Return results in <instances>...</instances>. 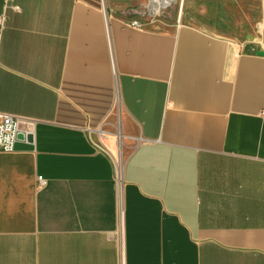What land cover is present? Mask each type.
Instances as JSON below:
<instances>
[{
    "label": "crops",
    "instance_id": "1",
    "mask_svg": "<svg viewBox=\"0 0 264 264\" xmlns=\"http://www.w3.org/2000/svg\"><path fill=\"white\" fill-rule=\"evenodd\" d=\"M0 16V111L30 140L0 151V264H264L254 28L135 27L113 0Z\"/></svg>",
    "mask_w": 264,
    "mask_h": 264
},
{
    "label": "rangeland",
    "instance_id": "2",
    "mask_svg": "<svg viewBox=\"0 0 264 264\" xmlns=\"http://www.w3.org/2000/svg\"><path fill=\"white\" fill-rule=\"evenodd\" d=\"M191 1L185 0L184 5H188ZM221 1L227 2L228 0H195L193 4L195 9L186 11L184 14V9L180 13L178 0L172 5L169 1L164 5L165 7L157 10H154L148 0H113L116 6L123 9L127 15H136L143 26L167 30L172 29L179 22L198 23L199 21L209 25L216 34L239 39H241V27L246 30L254 28L252 33L244 34L243 37L254 41L252 45L259 46V43L264 41V0H229L239 5L242 4L246 10L250 11L244 14H241V8L222 4ZM203 9L207 17L201 18L200 13ZM199 17L205 22L200 21Z\"/></svg>",
    "mask_w": 264,
    "mask_h": 264
},
{
    "label": "built area",
    "instance_id": "3",
    "mask_svg": "<svg viewBox=\"0 0 264 264\" xmlns=\"http://www.w3.org/2000/svg\"><path fill=\"white\" fill-rule=\"evenodd\" d=\"M172 3L175 2L171 1L170 4L172 5ZM2 19V16H0V24ZM129 24L135 27L141 26L136 19L130 20ZM258 49L264 51V44L259 43ZM28 132L29 127L23 123L20 117L0 111V151L13 150L14 142L23 140ZM121 170L122 168L118 169L115 165L114 179L117 184L121 183ZM37 180L41 185L45 183V179L40 176L37 177Z\"/></svg>",
    "mask_w": 264,
    "mask_h": 264
},
{
    "label": "bare ground",
    "instance_id": "4",
    "mask_svg": "<svg viewBox=\"0 0 264 264\" xmlns=\"http://www.w3.org/2000/svg\"><path fill=\"white\" fill-rule=\"evenodd\" d=\"M150 4L153 5L154 10L159 9L160 7H163L165 4H167L169 1L175 2L176 0H148ZM183 0H178L180 10H181V5H182ZM152 7V6H151ZM155 12V11H154ZM180 15V14H179ZM261 44H264V41L261 42ZM118 168V167H117Z\"/></svg>",
    "mask_w": 264,
    "mask_h": 264
},
{
    "label": "water",
    "instance_id": "5",
    "mask_svg": "<svg viewBox=\"0 0 264 264\" xmlns=\"http://www.w3.org/2000/svg\"><path fill=\"white\" fill-rule=\"evenodd\" d=\"M255 52H256L257 55H263L264 54V51L259 50V49H257ZM26 137H27V140L24 143H22L19 140L18 141H15L14 142V145H13V149H21V148H24L23 146H25L26 148L28 146V148H29V146H30V140L28 138L29 135H27Z\"/></svg>",
    "mask_w": 264,
    "mask_h": 264
}]
</instances>
